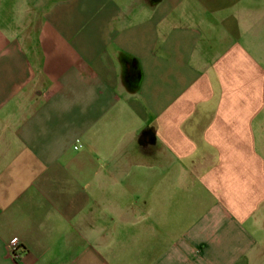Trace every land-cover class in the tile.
<instances>
[{"label": "crops", "instance_id": "crops-1", "mask_svg": "<svg viewBox=\"0 0 264 264\" xmlns=\"http://www.w3.org/2000/svg\"><path fill=\"white\" fill-rule=\"evenodd\" d=\"M0 264H264V0H0Z\"/></svg>", "mask_w": 264, "mask_h": 264}, {"label": "built area", "instance_id": "built-area-1", "mask_svg": "<svg viewBox=\"0 0 264 264\" xmlns=\"http://www.w3.org/2000/svg\"><path fill=\"white\" fill-rule=\"evenodd\" d=\"M80 145L75 146V148H79ZM9 250L10 253L13 255V257L18 258L23 251V247L21 246L20 242L18 240L13 241L9 244Z\"/></svg>", "mask_w": 264, "mask_h": 264}]
</instances>
